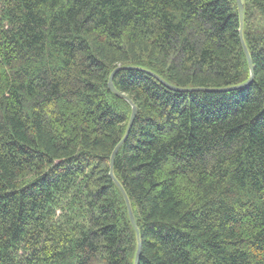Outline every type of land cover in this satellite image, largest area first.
Here are the masks:
<instances>
[{
	"label": "trees",
	"instance_id": "1",
	"mask_svg": "<svg viewBox=\"0 0 264 264\" xmlns=\"http://www.w3.org/2000/svg\"><path fill=\"white\" fill-rule=\"evenodd\" d=\"M0 0V264H264V0Z\"/></svg>",
	"mask_w": 264,
	"mask_h": 264
},
{
	"label": "water",
	"instance_id": "2",
	"mask_svg": "<svg viewBox=\"0 0 264 264\" xmlns=\"http://www.w3.org/2000/svg\"><path fill=\"white\" fill-rule=\"evenodd\" d=\"M237 3H238V10H239V18H240L239 33H240L241 42H242V45L244 47V50H245V53H246V56H247V60H248V63H249V68H250V78L246 82H244L242 84H238V85H234V86H227V87H222V88H206V87H201V88H180V87H177V86H174V85L170 84L169 82L164 80L162 77H160L159 75H157V74H155L153 72H150V71H147V70H144V71H146L147 73H149L152 76H154L155 78H157L160 82H162L167 87H169V88H171L173 90H176V91L227 92V91H231V90H235V89H241L243 87H246V86L250 85L252 83V81L254 80V66H253V62H252V59H251V55H250L249 49H248V47H247V45L245 43L244 36H243L244 2H243V0H237ZM124 68L139 69L137 67H132V66H127V67H120L119 66L118 68H116L112 72V74L110 75V78H109L108 85H109V88L111 89V91H113L115 94H117L118 96H120L123 99H125L132 107V113H131V117H130V120H129V123H128V126H127V130H126L125 136L122 138V140L114 148L113 153L111 155L110 175L113 178V180L116 182V184L119 186L120 190L122 191V193H123V195L125 197V200H126V203H127V206H128V210H129L130 220H131V223H132V225H133V227H134V229L136 230V233H137L138 246H137V252H136L134 264H139L140 256H141V252H142V242H141V238H140L139 227L137 225L134 213L132 211L130 200H129V198H128L123 186L121 185V183L114 176V163H115L116 155H117L119 149L121 148V146L126 142L128 136H129L130 130H131V128L133 126V123H134V121L136 119V116H137V106H136V104L129 98V96H127L125 93L119 91L114 86V76L116 75V73L119 70L124 69Z\"/></svg>",
	"mask_w": 264,
	"mask_h": 264
}]
</instances>
